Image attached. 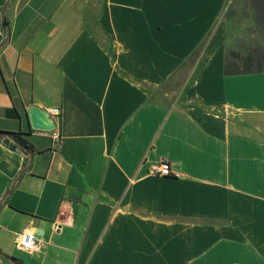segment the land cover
<instances>
[{"label": "crops", "instance_id": "1", "mask_svg": "<svg viewBox=\"0 0 264 264\" xmlns=\"http://www.w3.org/2000/svg\"><path fill=\"white\" fill-rule=\"evenodd\" d=\"M226 3L0 0V264H264V72L225 73Z\"/></svg>", "mask_w": 264, "mask_h": 264}, {"label": "rangeland", "instance_id": "2", "mask_svg": "<svg viewBox=\"0 0 264 264\" xmlns=\"http://www.w3.org/2000/svg\"><path fill=\"white\" fill-rule=\"evenodd\" d=\"M218 23L229 70L264 71V0H227Z\"/></svg>", "mask_w": 264, "mask_h": 264}, {"label": "built area", "instance_id": "3", "mask_svg": "<svg viewBox=\"0 0 264 264\" xmlns=\"http://www.w3.org/2000/svg\"><path fill=\"white\" fill-rule=\"evenodd\" d=\"M45 112L51 118L52 122H53V119H58L61 113L59 108H51L49 110H45ZM52 140H53L54 146H57L59 144L60 136L57 132L53 133ZM150 173L156 176H171L172 175L170 165L164 159H161L157 164H155L151 168ZM38 244H39V241L35 237L34 230H31L28 228L16 234L14 238L15 248L25 253L36 252L38 250ZM56 264H63V263H56Z\"/></svg>", "mask_w": 264, "mask_h": 264}, {"label": "water", "instance_id": "4", "mask_svg": "<svg viewBox=\"0 0 264 264\" xmlns=\"http://www.w3.org/2000/svg\"><path fill=\"white\" fill-rule=\"evenodd\" d=\"M28 118L30 126L34 130L52 131L54 129V123L51 121V118L44 110L38 107L32 106L29 108ZM40 236V232H35L36 239H39Z\"/></svg>", "mask_w": 264, "mask_h": 264}, {"label": "trees", "instance_id": "5", "mask_svg": "<svg viewBox=\"0 0 264 264\" xmlns=\"http://www.w3.org/2000/svg\"><path fill=\"white\" fill-rule=\"evenodd\" d=\"M251 72H264V71H234V70H229L228 66L225 64V73L227 74H238V73H251ZM11 139L14 141V144L17 145L18 147L24 145V142L22 140H20L19 138H17V136L15 134H13V136H11ZM15 145H13V147H16ZM13 264H23L22 261L18 258L15 257H9L8 258Z\"/></svg>", "mask_w": 264, "mask_h": 264}]
</instances>
